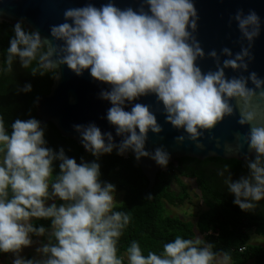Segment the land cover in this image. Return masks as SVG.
I'll use <instances>...</instances> for the list:
<instances>
[{
	"label": "clouds",
	"instance_id": "9594fccd",
	"mask_svg": "<svg viewBox=\"0 0 264 264\" xmlns=\"http://www.w3.org/2000/svg\"><path fill=\"white\" fill-rule=\"evenodd\" d=\"M63 16L65 22L51 26V40L17 22L2 71L11 72L17 59L33 76L61 65L77 76L89 70L95 81L110 86L99 95L111 103L106 119L123 139L116 144L111 132L102 133L94 123L74 125L83 147L97 158L78 164L63 148L56 152L46 147L39 120L16 119L9 133L0 117V252L15 254L12 264H125L117 255V243L131 215L114 210L116 187L101 182L97 161L113 149L118 155L132 150L137 161L148 157L167 167L170 157L163 147L145 150L149 131H162L151 105L134 103L125 110L126 102L140 97L154 95L166 123L187 134L177 141L190 140L199 149L204 147L199 141L205 132L238 111V123L249 126L243 141L255 155L246 158L247 176L233 181L228 165L218 175L228 172L224 183L242 211H253L264 200V126L256 124L257 113L251 110L255 99L264 100V79L255 72L242 74L248 71L251 48L260 35L255 11L245 14L238 9L229 17V26L235 21L241 34L235 54L228 47L205 53L195 35L199 16L193 0H140L137 9H121L109 0L99 8L92 3L68 8ZM206 56L215 62V70L204 72L198 66ZM225 69L241 74L229 78ZM249 81L254 87H248ZM31 90V84L17 89ZM54 161L60 162L55 177ZM56 199L62 203H48ZM34 219L50 220L51 231L34 226ZM46 233L48 242L36 249L41 259L19 255L32 244V235ZM213 249L200 238L177 235L159 254L145 255L139 242L132 241L125 256L127 264H230L229 253Z\"/></svg>",
	"mask_w": 264,
	"mask_h": 264
},
{
	"label": "trees",
	"instance_id": "16d2710c",
	"mask_svg": "<svg viewBox=\"0 0 264 264\" xmlns=\"http://www.w3.org/2000/svg\"><path fill=\"white\" fill-rule=\"evenodd\" d=\"M13 27L14 25L0 22V117L3 118L9 133L11 124L16 119L39 120L35 115L36 99L49 92L54 77V72L33 76L30 68L24 69L20 66L18 59L14 61L11 72L2 71L6 67V50L14 35ZM35 63L34 61L33 66ZM25 84H31V92L17 91ZM41 126L45 130L46 147L56 152L63 148L66 156L75 159L78 164L82 160L89 163L97 160L72 140L61 137L52 124L41 123ZM176 161L177 166L168 163L167 167H162L156 175L153 187L145 190L148 183L133 157L124 158L115 151L100 156L97 162L100 164L101 182L114 184L115 193H122L121 201L116 204L114 210L125 211L131 215V221L117 243V255L125 259L126 249L132 241L139 242L145 255L149 251L159 254L163 250V244L177 235L195 239L198 234L202 240L214 245L215 252L229 253L230 264H264V247L249 243L250 233L264 238V200L257 202L253 211H242L233 203L235 197L224 183L228 172H225L224 176L218 175L223 166L228 165L233 181L247 176L249 169L246 160L239 162L234 159L208 158L199 161L181 158ZM59 163L53 162V177L59 174ZM179 177L195 180L200 203L205 207L194 216V223L164 213L162 203L179 206L188 196ZM172 180L181 185L182 192L179 195L169 189V182ZM149 195L151 198H147ZM54 202L62 203L59 199ZM32 223L36 227L43 226L48 231L51 227L50 220L46 219H36ZM46 235L47 233L44 236ZM5 254L0 252V261ZM41 258H33L30 255L24 257L37 260Z\"/></svg>",
	"mask_w": 264,
	"mask_h": 264
},
{
	"label": "water",
	"instance_id": "95a60500",
	"mask_svg": "<svg viewBox=\"0 0 264 264\" xmlns=\"http://www.w3.org/2000/svg\"><path fill=\"white\" fill-rule=\"evenodd\" d=\"M108 2L109 0H0V22L10 25L23 22L26 31H38L42 38L48 37L51 40L50 28L65 22L63 14L66 9L83 7L88 3L99 8ZM112 2L121 9L127 7L137 9L140 6V0H112ZM193 3L199 16L198 31L195 35L206 54L212 49L219 53L223 47L230 48L234 54L239 52L241 34L235 21L229 26V17L238 9H242L245 14L250 10L257 13L261 21L260 35L253 42L251 48L253 59L248 64V71L242 74L248 76L251 72H255L259 78L264 79V0H193ZM45 43L47 44V41ZM244 43L246 45L247 42ZM226 58L221 57V60ZM197 64L204 72L215 70L216 67L215 62L207 56L203 60H198ZM52 72L54 77L49 92L38 96L35 103V115L40 122L52 124L61 137L72 140L84 152L87 150L83 147L80 134L74 129V125L86 126L94 123L102 133L111 132L114 142L119 144L123 137L116 135L115 127L106 119L111 103L101 99L99 95L102 90H110V86L95 81L89 70L77 76L67 65H61ZM225 73L229 78L241 74L231 69H225ZM248 87H254L250 81ZM134 103L151 105L162 127L159 134L149 131L145 150L154 152L156 148L163 147L169 153L168 163L174 166H177L176 160L181 158H193L199 161L219 158L243 162L246 158L255 155L254 152L249 151L243 141V135L249 131V126H241L238 123V111L235 115L226 117L211 131L205 132L199 141L204 147L199 149L196 143L190 140L177 141L178 136L187 134L183 129H176L166 123L162 105L156 102L154 95L140 97L131 104L126 102L125 110L130 111ZM251 110L257 113L256 124L264 126V100L255 99ZM237 134L240 135L239 139ZM113 151L118 150L113 149ZM120 156L133 157L148 183L145 190L153 187L156 175L162 169L161 166L148 157H141L137 161L132 150Z\"/></svg>",
	"mask_w": 264,
	"mask_h": 264
},
{
	"label": "rangeland",
	"instance_id": "374dc122",
	"mask_svg": "<svg viewBox=\"0 0 264 264\" xmlns=\"http://www.w3.org/2000/svg\"><path fill=\"white\" fill-rule=\"evenodd\" d=\"M179 180L186 187V193L188 196L183 202V204L179 206H171L166 202L162 203L164 207V213L167 215L178 217L183 221H187V222L189 221L191 223H194L195 221L194 216H196L199 212L204 210L205 207L203 204L200 203L199 192L198 189L196 188L195 180L185 177H179ZM171 186H172L171 191L175 193V195H179L182 192L181 185L177 181L172 180ZM121 198H122V193H115L116 204L120 203ZM54 201L55 200L48 201V203L50 204L53 203ZM50 231L51 228L49 232ZM47 237H48V233L46 236L31 237L32 244L29 247L23 248L19 255L22 258H24L26 255H30L33 258H41V254L38 253L36 249L41 247L43 244L47 243ZM196 238L202 239V237L199 236L198 234L196 235ZM249 243L252 245H260L264 247V238H262L259 235L250 233ZM15 258H16L15 254L6 253L5 255L2 256L0 264H12ZM125 259L127 258L125 257Z\"/></svg>",
	"mask_w": 264,
	"mask_h": 264
},
{
	"label": "flooded vegetation",
	"instance_id": "af4514ba",
	"mask_svg": "<svg viewBox=\"0 0 264 264\" xmlns=\"http://www.w3.org/2000/svg\"><path fill=\"white\" fill-rule=\"evenodd\" d=\"M171 182H172V181L169 182V189H170V190H172V189H171V187H172V186H171Z\"/></svg>",
	"mask_w": 264,
	"mask_h": 264
}]
</instances>
